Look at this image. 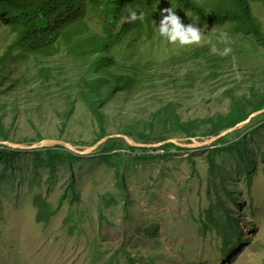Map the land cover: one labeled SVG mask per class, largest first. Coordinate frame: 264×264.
I'll list each match as a JSON object with an SVG mask.
<instances>
[{
	"label": "rangeland",
	"instance_id": "1",
	"mask_svg": "<svg viewBox=\"0 0 264 264\" xmlns=\"http://www.w3.org/2000/svg\"><path fill=\"white\" fill-rule=\"evenodd\" d=\"M251 5L264 33V5ZM164 8H173L185 25L193 22V15L161 2L157 27ZM197 27L205 40L226 31L230 44L218 46H230L231 53L213 54L206 43L172 45L156 29L152 41L143 35L145 41L133 43L134 60L149 51L146 75L126 73L135 83L100 112L82 95L94 57L10 50L14 36L0 28V58L9 56L0 77V143L51 139L82 151L102 128L111 136L126 126L146 136L137 143L157 144L168 132L161 124L151 128L150 117L168 103L181 121L200 123L197 135H205L209 121L226 116L233 100L264 96V46L232 23L198 21ZM261 116L199 150L143 152L119 144L79 156L62 146H0V264H264ZM165 138L190 140L179 132Z\"/></svg>",
	"mask_w": 264,
	"mask_h": 264
},
{
	"label": "trees",
	"instance_id": "2",
	"mask_svg": "<svg viewBox=\"0 0 264 264\" xmlns=\"http://www.w3.org/2000/svg\"><path fill=\"white\" fill-rule=\"evenodd\" d=\"M252 1L264 5V0H0V28L9 29L14 36L15 42L10 50L18 48L23 54L45 57H57L66 52L71 57L84 61L94 57V62L88 67L82 95L100 112L101 106L118 92L131 89L135 81L126 73L136 71L140 75H146V66L142 63L150 58L149 51L143 50L139 59L134 60L137 49L133 43L136 40L145 41L143 35L149 42L154 39L160 19L158 9L161 2L175 4L181 12L199 16V22L202 24L232 23L244 37L251 35L253 40L264 46V33L254 17ZM129 9L137 11L138 14L142 12L144 18L132 23L124 22L122 18L128 16ZM207 49L210 50L209 45ZM8 57L0 58V77L7 71ZM129 59L134 63L126 66ZM149 64L152 62L147 65ZM111 68H117L122 73H113ZM103 73L106 78L101 77ZM108 77H111V80ZM107 86L110 89L104 95L102 90ZM0 87L3 86L0 84ZM263 109L264 96L250 101L235 99L226 116L211 119L205 135H197V130L202 125L196 121H181L174 105L168 103L151 114L149 124L151 128L154 124H161L168 132V135L161 136L156 143L170 140L165 137L178 132L190 140L201 136L210 138L246 121L252 113ZM261 115L264 117V113ZM100 118L104 122L102 114ZM119 132V135L134 142L146 137L143 134H135L126 126H121ZM107 136L109 135L106 130L102 128L95 144ZM224 137L220 139L223 140ZM119 144L135 149L129 147L121 138L110 139L104 145L109 150ZM217 144L219 142L213 146ZM160 148L164 151L177 149L172 144ZM117 181L119 184L122 182L119 174Z\"/></svg>",
	"mask_w": 264,
	"mask_h": 264
},
{
	"label": "clouds",
	"instance_id": "3",
	"mask_svg": "<svg viewBox=\"0 0 264 264\" xmlns=\"http://www.w3.org/2000/svg\"><path fill=\"white\" fill-rule=\"evenodd\" d=\"M161 17L159 26L156 29L159 36L164 38L169 44L185 47L206 43L210 46V51L213 54L221 56H227L232 51L230 46L223 48L218 46L230 44V37L226 31H220L216 35L215 41L211 38L205 40L203 30L197 27L199 16L191 17L193 22L185 25L182 23L181 18L175 14L173 8H164L161 10ZM143 18L142 12L138 14L137 11L129 9L128 16L122 19L124 22L132 23ZM153 23L155 22L153 21Z\"/></svg>",
	"mask_w": 264,
	"mask_h": 264
},
{
	"label": "water",
	"instance_id": "4",
	"mask_svg": "<svg viewBox=\"0 0 264 264\" xmlns=\"http://www.w3.org/2000/svg\"><path fill=\"white\" fill-rule=\"evenodd\" d=\"M264 113V109L255 113H252L248 119L240 124H238L237 126H235L234 128H230L227 129L223 132H221L219 135L215 136V137H210L208 139H205L204 141H198L197 139L194 140H188L189 141V145H186V141L185 139H170V140H166L164 142L161 143H157V144H139L137 142H134L133 140L129 139L126 136H122V135H111V136H107L105 138H103L102 140H100L99 142H97L96 144H94L91 147L86 148L85 150H79L78 148H76L75 146H73L70 143L64 142V141H60V140H51V139H44L40 142L34 143L31 146H26L23 144H12L9 142H2L0 143V146L2 147H6L8 149L17 151V150H37V149H43V148H49V147H57V146H62L64 148H66L67 150L79 155V156H87L90 155L91 153L95 152L101 145H104L108 140L110 139H115V138H121L123 139L126 144L129 147L132 148H141V149H152V148H159L162 147L164 145L167 144H172L177 148H183L186 150H199V149H203L205 148V146H208L212 143H215L216 141H218L220 138L226 136L229 133H232L236 127L238 126H243L244 124H247L248 122H250V120L256 116H259L261 114Z\"/></svg>",
	"mask_w": 264,
	"mask_h": 264
}]
</instances>
